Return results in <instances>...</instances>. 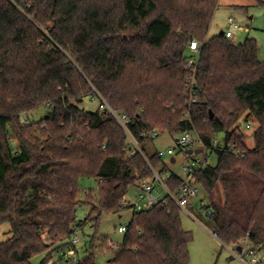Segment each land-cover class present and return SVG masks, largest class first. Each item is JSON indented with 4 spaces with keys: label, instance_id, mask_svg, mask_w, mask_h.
<instances>
[{
    "label": "trees",
    "instance_id": "1",
    "mask_svg": "<svg viewBox=\"0 0 264 264\" xmlns=\"http://www.w3.org/2000/svg\"><path fill=\"white\" fill-rule=\"evenodd\" d=\"M217 5L0 0V224L10 225L0 264H32L40 254L48 264L55 252L66 262L80 227L79 181L97 182L96 205L84 220L97 230L101 215L123 212L129 190L148 182L152 169L166 171L153 132H193L211 150L215 165L192 177L208 201H200L205 227L225 246L247 239L246 248L264 251V62L254 39L236 45L220 33L208 36ZM193 41L199 48L191 70ZM86 97L125 115V129L106 109L75 105ZM43 107L51 110L47 118L22 121ZM242 119L256 124L252 148ZM129 137L140 150L134 155ZM181 183L171 172L165 186L174 194ZM180 212L169 197L133 211L121 243L107 249L109 264H190ZM95 238L77 264H96ZM106 242L99 239L102 248Z\"/></svg>",
    "mask_w": 264,
    "mask_h": 264
},
{
    "label": "rangeland",
    "instance_id": "2",
    "mask_svg": "<svg viewBox=\"0 0 264 264\" xmlns=\"http://www.w3.org/2000/svg\"><path fill=\"white\" fill-rule=\"evenodd\" d=\"M261 3V4H260ZM228 20H232L238 27V30L233 33L230 40L234 44H242L246 39H254L257 44L258 60L264 62V0H218V5L214 13L212 22L210 24L208 36L211 38L218 35L220 32H225L228 28ZM75 105L86 111L95 112L102 111L98 98H84L81 102ZM51 113L49 108H39L36 111L29 113L22 117L25 123H38L47 118ZM240 132L246 136L245 144L248 148L253 147L251 134L256 128L253 121L248 123L245 120H240ZM249 125L250 129L246 126ZM180 135H168L167 133H158L155 140L152 142V149L154 151H167L171 149L174 151L176 162L170 164V158L165 157L164 163L167 165L169 172L174 173L178 177L184 178L182 168L188 164L190 157L184 155L177 148L176 142ZM219 139V138H218ZM10 146L13 150L17 148V143L11 139ZM128 148H132L128 145ZM193 150L198 149L197 143L192 147ZM216 163L215 156L209 157V164L214 166ZM139 194V189L132 188L129 190L125 201H132ZM77 199L79 207L77 209V223L80 227L76 231V236L79 239V251L77 258L81 259L86 250H89L90 240L96 233L94 240L93 254L96 264H109L110 251L113 245H119L122 241L123 235L117 233L119 227H125L132 216V209L125 207L123 212L119 215L103 214L100 217L98 228L95 230L92 223H84L88 216L90 207L88 205H96L97 201V182L92 178H83L79 181V188ZM203 204H208L202 190L199 187V194L197 198L190 200V205L186 208V212H180V219L183 229L191 236L188 244L190 264H246L248 259L244 256L246 247L242 244V258L236 248L232 246H225L220 243L212 233L205 227L203 223V211L200 208V201ZM199 214L202 216L200 217ZM202 220V221H201ZM10 225L8 223L0 224V242H4L9 238ZM106 239V247L99 243V239ZM109 249V250H107ZM45 254H40L34 257L32 264H40L45 258ZM60 253H53L51 263L53 264H71L70 262L59 261Z\"/></svg>",
    "mask_w": 264,
    "mask_h": 264
},
{
    "label": "built area",
    "instance_id": "3",
    "mask_svg": "<svg viewBox=\"0 0 264 264\" xmlns=\"http://www.w3.org/2000/svg\"><path fill=\"white\" fill-rule=\"evenodd\" d=\"M238 30L237 25L232 21L228 20V28L223 33V36L231 40L233 37V33ZM198 44L196 41L189 43V52L191 53V56L186 60V65L188 69H194L197 61L196 53L198 51ZM193 82H191L187 90L190 92V101L194 102L193 99ZM103 109H106L110 116L116 120V122L120 125L122 129H125L127 118L125 115H120L116 113L115 111L105 107L101 106ZM247 129H250L249 125L246 126ZM157 132H153L149 134V138L153 141L157 137ZM197 143L198 149L201 153L198 155H187L188 150H193L192 147ZM128 145H131L132 148H128V153L130 155H134L138 152H140L137 145L134 143V141L129 137L128 139ZM177 148L183 152L184 155L190 157V160L188 161V164L182 168V172L184 174V178L180 179L182 180V183L178 189V191L174 194L170 193L168 189L165 186V182L167 178L169 177L170 173L167 165L166 171L164 173H159L155 170H151L152 177L148 182L142 183L139 188V194L134 198L132 201H125L123 199L121 205L125 209V207L132 209L134 212H147L150 211L158 202L162 201L165 197H169L176 206L181 210L186 212V208L190 205V200L193 198H197L199 194V187L193 180V174L199 170L200 168H204L205 166L209 165V157H210V149L203 146L197 136L193 132H185L180 134L179 140L176 142ZM217 141L213 142V145L216 146ZM186 153V154H185ZM156 154L159 158L164 159L165 157L170 158V164H174L176 162L174 151L171 149H168L167 151H156ZM171 159H173V162H171ZM102 182V181H101ZM187 213V212H186ZM188 214V213H187ZM117 233L120 235H124L126 233V226L125 227H119L117 229ZM70 249L65 253V259L66 262H70L71 264H77L79 262V258H77V254L79 251V239L76 236V233L72 236L70 240ZM248 244L247 239L243 241V245L246 246ZM113 248H117L118 245L110 244ZM244 256L248 259L246 264H264V251L261 252H254L248 248L245 249ZM239 253L240 258H242L241 254ZM243 259V258H242ZM244 260V259H243ZM48 264H51L49 262Z\"/></svg>",
    "mask_w": 264,
    "mask_h": 264
},
{
    "label": "water",
    "instance_id": "4",
    "mask_svg": "<svg viewBox=\"0 0 264 264\" xmlns=\"http://www.w3.org/2000/svg\"><path fill=\"white\" fill-rule=\"evenodd\" d=\"M223 35V33L222 32H220V36H222ZM201 153V151L200 150H188L187 151V155L188 156H191V155H198V154H200ZM171 162H173V159H171ZM236 250H237V252H239V253H241V251H242V249L240 248V247H237L236 248Z\"/></svg>",
    "mask_w": 264,
    "mask_h": 264
},
{
    "label": "crops",
    "instance_id": "5",
    "mask_svg": "<svg viewBox=\"0 0 264 264\" xmlns=\"http://www.w3.org/2000/svg\"><path fill=\"white\" fill-rule=\"evenodd\" d=\"M108 263H109V261H108Z\"/></svg>",
    "mask_w": 264,
    "mask_h": 264
}]
</instances>
